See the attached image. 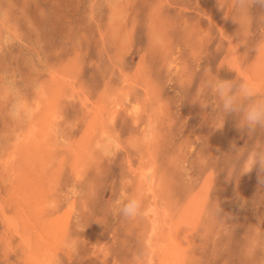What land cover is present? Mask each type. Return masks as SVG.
<instances>
[{
	"label": "rangeland",
	"instance_id": "1",
	"mask_svg": "<svg viewBox=\"0 0 264 264\" xmlns=\"http://www.w3.org/2000/svg\"><path fill=\"white\" fill-rule=\"evenodd\" d=\"M93 1L94 0H0V157L3 151L7 150V146L3 144V142L5 143L8 140L4 138L6 132L11 136L14 134L15 128L13 126H15V124L13 123H17L16 121L18 120L16 116L18 117L20 115L19 118L21 117V119L24 120L26 117H29L24 111H19L18 105L20 106L24 99L26 103H32L31 101L35 99L38 85L50 79L49 72L51 68H56L61 71L64 68H71L74 72L76 71L74 76L77 80V86L85 90L93 100L97 99L95 95L96 92L98 96L103 94L106 98L115 95V91L118 92V89H122L121 85L124 74L130 77L136 75V80H134V82L138 81L133 84L135 86L134 88L133 85L126 86L128 90L131 88L129 90L131 91V99H135L136 97L138 99H143V88L149 83L148 79H151L150 83L154 80L160 95H162L166 101L169 99V110L171 109L170 111H166L168 112L166 114L168 117L160 121L162 124L161 127L163 126L166 131V133H164L166 138L158 152L160 170H166V179L171 185V192L169 193L171 197H168V199L173 201V208L179 210L183 203H185L187 197L186 190L192 185L195 188L203 190V193L208 195V207L212 208V212L208 216L209 221L204 220L202 223V225L205 224V232L203 231L199 235V238L204 234L203 238H197V234V237L192 241L195 247L192 251L194 253H191L192 256L189 259V263L222 264L224 262L223 264H242L239 236L249 224H256L258 217L264 215V186L259 183L258 170L255 167L250 172L240 175L239 178L235 175L229 177V175H231L230 164L225 152L230 150V144L232 142H235L237 145H243L244 142L248 140V137L246 133H242L236 128L235 120L231 116L225 118L224 125L221 127L222 129H213L210 127V120L214 116L213 110L210 108L211 106L201 108L199 107V103L196 102L202 99V97L212 100L210 95L201 90L202 80L205 78L207 70L210 69L212 72L226 78L234 76V73H232L228 67L225 59L228 53L226 37L231 36L230 38L239 41V44H241L239 47L242 48L240 51L243 53L241 57V59L243 58L242 64L244 67L248 66L255 53V47L261 39H264V23H261V13L259 9L254 6L248 13V17L241 19L237 23L231 18L232 10L228 7L231 0H223L225 9L221 8L219 4H216L217 0H125L126 2L120 0L121 3L119 0H115V2L113 0ZM168 2L169 4H167ZM113 4H116V8L118 5L119 15L114 14L115 10H118V8H115L114 12L110 11L112 10L111 8L114 9L115 7ZM157 4L161 8L160 12L162 14L159 12V15H155L152 12L154 6ZM179 5L180 7H178ZM208 9H210V12ZM207 11L210 15L206 14ZM164 12L166 14H164ZM8 16H11V18H8ZM28 22L29 25H27ZM153 22H157L156 24L161 26L160 29L164 33L162 36L167 43L164 48H161V43L159 44L158 41L156 43L154 40L151 30L153 29ZM30 24L31 27H29ZM221 25L222 29L220 30L218 28H221ZM187 31L192 33L187 34ZM198 33H202L201 39H199ZM184 34L189 36L187 37ZM28 41L30 43H28ZM179 43L182 44L180 45ZM160 48L164 53L161 52ZM36 53L38 54L36 55ZM169 58L176 66L173 64L171 66L166 64ZM147 64H150L149 67ZM31 67L32 69L34 68V71L31 70ZM138 67H141L140 71H138ZM180 67H183V69ZM147 71L151 74L147 73ZM4 72H6V74H4ZM18 72L20 73L18 74ZM175 72L177 74H175ZM130 73L132 74L130 75ZM183 83L184 85H182ZM24 88H27L25 89L27 91L23 90ZM64 90H66V93H64L65 96L59 95L57 103V109L60 114L59 120L62 122L60 123L59 120L57 121L56 130L58 129V132L56 133L58 135H56V139H54L53 146L56 148L57 154L66 156V158L63 159L66 165L64 163L62 166V173L60 169V175H58V179L55 182L56 186L54 187L53 184L52 186L54 189L52 188L50 191L51 196H49V198L52 200L51 205L54 206V210H45V213L42 214L41 220H39L37 224L38 228L41 225L45 227L47 223L43 220L50 218L54 220L58 215L62 216L63 219L67 221L66 225L68 229L64 243L62 245L59 244L56 255L58 259H53L52 264H67L68 262V264H140L138 258L147 255L145 251L147 248L144 244L146 241V229L148 227L145 220L140 218L141 216L135 218V220L127 219L115 212L110 205L117 198H122L136 189V177L134 176L135 174L129 170V166L125 161L126 154L124 153H128L129 151L132 156L131 158H133V163L135 165L138 164L140 159V157H138L139 155H137L139 154L138 150V153L135 155L136 149H134V147L129 149L127 145L129 139L133 135L131 133L140 134L138 130H141L142 127L145 126L146 116L144 115L141 119H137V123V121L134 122L133 116L126 115L125 109L120 110L116 123L114 124V127L116 126L114 129L117 134L119 131L121 132L119 133L120 135H118L121 137V140L124 139L122 143L125 142L123 144H126L124 146L126 152H124L125 149H119L115 150L112 154L108 153L102 156V153H100L102 149L98 146L93 157L89 156L87 158L86 164H89V167L86 165V168H84L80 174H76L70 169L71 166L70 163H68V161L71 160L68 159L70 154H67L64 148L65 145L68 146V144L71 143H78L82 135L81 131L83 132L86 129L90 122L89 117L91 115L87 112V107L85 108L82 106L84 109L81 107L82 103L77 100L78 98L70 94L67 88ZM28 96L32 99L28 98ZM119 96L122 97L121 94ZM13 100L16 106L13 105ZM16 101L18 103H16ZM61 104H63L62 106L65 110H63ZM195 105L198 106L199 109ZM110 108L109 105V109ZM174 110L176 113H174ZM83 111L88 113V115L86 116ZM122 111L125 112L122 113ZM201 112V117L203 119L199 116ZM8 114L11 118H9L10 116ZM25 114L28 116H25ZM78 115L83 116L79 118ZM75 116L76 118H74ZM205 118L207 120H205ZM10 119L11 122H14L8 125L7 122ZM85 121L87 122L86 124ZM63 122L65 123L63 124ZM23 123L21 124L23 125ZM74 125L75 128L73 127ZM187 126L188 129H186ZM17 127H19V125ZM17 127L16 129H18ZM168 128L171 132L166 130ZM127 129L130 130L129 133ZM206 131L208 133H206ZM129 134L131 135L129 136ZM261 135L262 133L258 131L257 136L259 137ZM191 137H194L196 140ZM127 138L129 139L127 140ZM183 140L191 141L192 143L190 144H192V149H189L188 145H186ZM174 142L177 144L179 143L178 145L180 147L182 146L181 148H185V150L183 149V156L180 154L181 158L175 163L170 157L177 148ZM104 155H106V157ZM136 157L137 159L135 160ZM67 159L68 161L66 162ZM1 169L0 167V170ZM65 170L66 172H64ZM210 172H213V174ZM3 174L5 173H1L0 171V182L3 184L0 183L1 199L6 198L7 193L5 192L10 186L8 185L6 176ZM120 178L121 180H119ZM57 185L60 186L57 187ZM71 188L73 191H71ZM2 190L3 193H1ZM54 195L57 198L54 197ZM65 200L68 202H65ZM64 202L68 204L65 205ZM143 202V204H145V201ZM77 203L80 205H77ZM8 204L10 203H7V205ZM81 205H83V207ZM217 205L221 210L220 216H216L213 213V208ZM64 208L66 209L64 210ZM81 209L83 211H81ZM10 212L11 211H9V214ZM1 219L2 215L0 214V264H30L26 260V255L24 254L23 256L22 251L18 247L21 236L16 235L15 238V234H8L7 225ZM233 225H238L236 232H230ZM261 226L264 227L263 225ZM37 227L34 228L37 229ZM3 239L11 242L12 249L8 252V255L4 253L5 247L3 245L6 244H4L5 242ZM1 240H3V243H1ZM66 241H71V245L66 246ZM201 241H204L205 245L204 242L202 243ZM101 243L103 245H101ZM13 245L17 246L14 247ZM199 246L200 248H198ZM203 247L204 250H202Z\"/></svg>",
	"mask_w": 264,
	"mask_h": 264
},
{
	"label": "bare ground",
	"instance_id": "2",
	"mask_svg": "<svg viewBox=\"0 0 264 264\" xmlns=\"http://www.w3.org/2000/svg\"><path fill=\"white\" fill-rule=\"evenodd\" d=\"M95 1V0H94ZM93 1V2H94ZM115 2V0H113ZM125 1V0H124ZM155 1V0H154ZM198 1V0H197ZM120 2V0H119ZM118 2V3H119ZM126 2V1H125ZM215 2V1H214ZM9 3V2H8ZM121 3V2H120ZM169 4V2L167 3ZM206 4V3H205ZM215 4V3H214ZM218 4V3H216ZM7 5V4H6ZM114 9L111 8L113 11L116 8V4ZM121 5V4H120ZM181 5V4H180ZM180 5L178 7H180ZM207 5V4H206ZM212 5V4H211ZM8 6V5H7ZM112 6V5H111ZM164 6V5H163ZM177 6V4H176ZM182 6V5H181ZM198 6V5H197ZM213 6V5H212ZM211 6V7H212ZM219 6V5H217ZM12 7V6H11ZM187 7V5H186ZM118 10H115L114 14H118L119 7L117 5ZM116 8V9H117ZM121 8V7H120ZM125 8V6H124ZM167 8V7H166ZM188 8V7H187ZM122 9V8H121ZM161 8L157 4L154 6L153 14L159 15V12ZM191 9V8H190ZM204 9V8H203ZM175 10V9H174ZM184 10V9H183ZM187 10V9H186ZM189 10V9H188ZM210 12V9H208ZM230 10V9H229ZM206 11V10H205ZM123 12V11H120ZM212 12V11H211ZM161 13V12H160ZM202 13V12H200ZM205 13V12H204ZM226 13V12H225ZM8 14V13H7ZM113 14V15H114ZM121 14V13H120ZM123 14V13H122ZM149 14V13H147ZM162 14V13H161ZM164 14H166L164 12ZM208 14V11L206 12ZM119 15V14H118ZM152 15V14H151ZM176 15V14H175ZM185 15V14H184ZM210 15V14H208ZM117 16V15H116ZM122 16V15H121ZM124 16V15H123ZM186 16V15H185ZM188 16V15H187ZM192 16V15H191ZM225 16V15H224ZM11 18V16H8V18ZM20 17V16H19ZM113 17V16H112ZM125 17V16H124ZM171 17V16H170ZM180 17V16H179ZM184 17V16H183ZM182 17V18H183ZM248 17V16H247ZM7 18V20H8ZM114 18V17H113ZM150 18V17H149ZM178 18V17H177ZM176 18V19H177ZM187 18V17H185ZM210 18V17H209ZM215 18V17H214ZM3 19V18H2ZM27 19V18H26ZM157 19V18H156ZM174 19V18H173ZM179 19V18H178ZM188 19V18H187ZM191 19V18H190ZM189 19V20H190ZM216 19V18H215ZM133 20V19H132ZM168 20V19H167ZM171 20V19H170ZM221 20V19H220ZM151 21V20H150ZM169 21V20H168ZM175 21V20H174ZM182 21V20H181ZM213 21V20H212ZM224 21V20H223ZM159 22V21H158ZM187 22V21H185ZM208 22V21H206ZM227 22V21H225ZM224 22V23H225ZM4 23V22H3ZM152 23V22H151ZM154 23V22H153ZM157 23V22H156ZM152 24L153 29V37L154 40L158 41V43L161 45V48H164L166 46V42L162 35H164L163 31H161L158 24ZM169 23V22H168ZM178 23V22H177ZM183 23V22H182ZM199 23V22H198ZM197 23V24H198ZM162 24V23H161ZM170 24V23H169ZM196 24V25H197ZM205 24V23H204ZM209 24V23H207ZM214 24V23H213ZM5 25V23H4ZM8 25V24H7ZM10 25V24H9ZM23 25V24H22ZM29 25V22L27 23ZM199 25V24H198ZM164 26V25H162ZM185 26V25H184ZM190 26V25H189ZM215 26V25H214ZM235 26V25H233ZM31 27V24L30 26ZM28 27V28H29ZM149 27V26H147ZM192 27V26H191ZM197 27V26H196ZM199 27V26H198ZM13 28V27H12ZM11 28V29H12ZM200 28V27H199ZM205 28V27H204ZM240 28V27H239ZM32 29V28H31ZM36 29V28H35ZM148 29V28H147ZM173 29V27H172ZM191 29V28H190ZM189 29V30H190ZM222 29V25L221 28ZM242 29V28H241ZM8 30V29H7ZM175 30V28H174ZM181 30V29H179ZM188 30V31H189ZM192 30V29H191ZM228 30V29H227ZM11 31V30H9ZM19 31V30H18ZM187 31V32H188ZM196 31V30H195ZM21 32V30H20ZM103 32V31H102ZM198 32V31H197ZM229 32V31H228ZM23 33V32H22ZM99 33V32H98ZM192 32H188L187 34H190ZM194 33V29H193ZM11 34V32H10ZM168 34V33H167ZM202 34V33H201ZM200 33H198L199 39L202 38ZM242 34V33H241ZM185 35V34H184ZM205 35V34H204ZM210 35V34H209ZM223 35V34H222ZM149 36V35H148ZM169 36V35H168ZM187 36V35H185ZM189 36V35H188ZM187 36V37H188ZM191 36V35H190ZM243 36V35H242ZM114 37V36H113ZM166 37V36H165ZM182 37V36H181ZM231 37V36H230ZM226 37V43H227V55L225 56V59L235 51V54L241 59L243 56L242 52L240 51L239 41ZM30 38V37H29ZM186 38V37H185ZM192 38V37H191ZM197 38V37H196ZM224 38V37H223ZM113 39V38H112ZM170 39V38H169ZM173 39V37H172ZM180 39V38H179ZM220 39V37H219ZM152 40V39H151ZM186 40V39H185ZM192 40V39H191ZM194 40V39H193ZM205 40V38H204ZM221 40V39H220ZM260 40V39H259ZM22 42L21 40H19ZM150 41V40H149ZM153 41V40H152ZM173 41V40H172ZM170 41V42H172ZM208 41V40H207ZM19 42V43H20ZM209 42V41H208ZM17 43V42H16ZM28 43H30L28 41ZM154 43V42H153ZM190 43V42H189ZM196 43V42H194ZM259 43V42H258ZM36 44V43H35ZM102 44V43H101ZM104 44V43H103ZM180 44V43H179ZM182 44V43H181ZM180 44V45H181ZM201 44V43H200ZM207 44V43H205ZM24 45V44H23ZM31 45V44H30ZM173 45V43H172ZM194 45V44H193ZM198 45V44H196ZM208 45V44H207ZM22 46V44H21ZM32 46V45H31ZM156 46V45H155ZM158 46V45H157ZM195 46V45H194ZM5 47V46H4ZM25 47V45H24ZM27 47V46H26ZM124 47V46H123ZM159 47V46H158ZM173 47V46H172ZM176 47V46H175ZM102 48V47H101ZM160 48L161 52L162 49ZM166 48V47H165ZM168 48V47H167ZM205 48V47H204ZM33 49V48H32ZM150 49V48H149ZM170 49V48H169ZM98 50V49H97ZM178 50V49H177ZM176 50V51H177ZM196 51V49L194 48ZM200 50V49H199ZM26 51V49H25ZM64 51V50H63ZM218 51V50H217ZM28 52V51H27ZM122 52V51H121ZM119 52V53H121ZM171 52V51H170ZM179 52V51H178ZM190 52V51H189ZM35 53V52H34ZM67 53V52H66ZM152 53V52H151ZM154 53V52H153ZM161 53V54H162ZM218 53V52H217ZM28 54V53H27ZM38 53H36L37 55ZM149 54V53H148ZM166 54V53H165ZM219 54V53H218ZM47 55V54H46ZM107 55V54H106ZM119 55V54H118ZM191 55V54H189ZM205 55V54H204ZM207 55V53H206ZM34 56V55H32ZM108 56V55H107ZM149 56V55H148ZM159 56V55H158ZM162 56V55H161ZM26 57V56H25ZM144 57V56H143ZM142 57V58H143ZM146 57V56H145ZM186 57V56H185ZM35 58V57H34ZM161 58V57H160ZM36 59V58H35ZM40 59V58H39ZM114 59V58H113ZM145 59V58H144ZM147 59V58H146ZM163 59V57H162ZM187 59V58H186ZM193 59V58H192ZM167 60V58H166ZM169 61L166 63L167 65L171 66L172 64L175 65L174 62L171 61V59H168ZM219 60V59H218ZM221 60V58H220ZM45 61V60H44ZM110 61V60H109ZM182 61V59H181ZM196 61V60H195ZM201 61V60H200ZM222 61V60H221ZM225 61V60H224ZM15 62V61H14ZM177 62V58H176ZM185 62V61H184ZM198 62V61H197ZM49 63V62H48ZM65 63V62H64ZM140 63V62H139ZM187 63V62H186ZM219 63V62H218ZM217 63V65H218ZM50 64V63H49ZM63 64V63H62ZM76 64V63H75ZM146 64V62H145ZM188 64V63H187ZM197 64V63H196ZM148 65V64H147ZM150 65V64H149ZM148 65V67H149ZM185 65V64H184ZM210 65V64H209ZM21 66V65H20ZM32 66V65H31ZM176 66V65H175ZM47 67V65H46ZM168 67V66H167ZM189 67V66H188ZM203 67V66H202ZM218 67V66H217ZM226 67V66H225ZM174 68V67H173ZM183 69V67H180ZM205 68V67H204ZM16 69V68H15ZM34 69V68H33ZM31 67V70H33ZM136 69V68H135ZM166 69V68H165ZM245 71L254 75V76H261L264 75V61L256 57V52L254 53L253 57L251 58L250 63L247 67H244ZM119 70V69H117ZM141 70V67H138V71ZM153 70V69H152ZM150 70V71H152ZM155 70V68H154ZM168 70V69H166ZM172 70V69H171ZM185 70V66H184ZM196 70V69H194ZM205 70V69H204ZM29 71V70H28ZM34 71V70H33ZM174 71V70H173ZM73 74H72V73ZM154 72V71H152ZM166 72V71H165ZM177 72V71H176ZM175 72V74H177ZM179 72V71H178ZM189 72V71H188ZM15 73V72H14ZM20 72H18L19 74ZM50 79L41 84L38 85V90L36 92L35 99H32L28 96V98H31L33 101L32 103H26L25 99L22 102L21 105L18 108L19 111H24V113H27L29 117H26V119H21L19 116L16 118L18 119L15 123L11 122V119L8 120V125L11 123L15 124L13 126L15 128L14 134L8 135L6 132V135L4 138H7L5 143L3 142L4 146H7V150L3 151L0 157V167L2 168L0 171L1 173H5L3 175L6 176V179L8 180V190L5 192L7 193L5 199L0 198V214L2 215V219L6 225H7V231L8 234H15L21 236V240L19 242L18 247L24 254L26 255V260L30 264H52L53 259L57 260V252L59 244L62 245L64 243L66 234H67V221L63 219L62 216H59L57 218H54V220L45 219L43 220L47 224H45V227H42L41 225L39 228L37 227V224L39 223V220H41L42 214L46 211H52L54 210V206L52 204V200L49 198L51 196V190L56 186L55 182L58 179V175L60 172V169L62 170V166L65 163L66 156H61L60 154H57L56 148L53 146V142L56 139V135H58L56 132V124L57 121L60 118L59 111L57 109L58 106V99L59 95H64L66 93L65 88L69 91L70 94L78 98L82 104L81 107H87V112L91 115H89V123L86 127V129L82 132L81 130V136L78 141V143L74 144H68V146L65 145V152L67 154H70V157L68 159H71L68 161L70 163V166L74 173L80 174L81 171L86 168V165L89 167V164H86L87 158L89 156L93 157L95 154V151L97 147L99 146L102 150L100 153L103 156V154H112L115 150H121L125 149L124 152H126L125 145L122 143V140L119 137V135L115 131L114 124L116 123V119L118 116V112L120 110L125 109L126 115H130L134 117V122L137 121V119H141L144 115L146 116L145 120V126L142 127L141 130H138L140 134H133L132 137L129 139L127 138L129 149L131 147L136 149V153L139 152L138 157H140L138 164L133 163V158H131V154H126V163L129 166V170L134 173L136 177V188H142L144 190V199L145 204H143L144 208V214L141 215L140 218L145 220L147 224L146 229V241L145 246L147 250V255L141 256L142 258H138L140 264H191L189 263V259L192 256L194 252H192L194 249V239L197 237L196 235H199L204 231L205 224L202 225V223L205 221H209L208 216L212 212L211 209L208 207L207 197L208 195L206 193H203V190H200L198 188H195L194 186L190 185L186 190V200L185 203L180 207L179 210H175L172 205V200L168 199L171 192V185L166 179L167 173L166 170L162 171L160 170L159 163H158V152L160 150V146L164 142L166 136H164V133H166L164 127H161L160 121H163L164 118H167L166 115L169 110V99L167 101L165 98H163L162 95H160V92L158 90L156 82L154 80L150 83V80L148 79L149 83L144 86L143 88V99H138L137 97H133L135 99H131V91L126 88V86H132L136 80L135 76H128L126 74L123 75L122 78V89H118V92L115 91V95L109 96L106 98L103 94L98 96L96 92V98L95 100L91 99L90 95L85 92V90L81 89L79 86H77V80L75 79L74 72L71 68H64L62 71L56 68H51L50 70ZM147 73H149L147 71ZM174 73V72H173ZM185 73V72H184ZM215 73V72H214ZM6 74V72H4ZM17 74V75H18ZM48 74V73H47ZM132 73H130L131 75ZM141 74V73H139ZM137 74V75H139ZM151 74V73H149ZM190 74V73H189ZM202 74V73H201ZM23 75V74H22ZM187 75V73H186ZM145 76V75H144ZM151 76V75H150ZM153 76V75H152ZM156 76V74H155ZM205 76V75H204ZM13 77V74H12ZM17 77V76H16ZM140 77V76H139ZM154 77V76H153ZM168 77V76H167ZM170 77V76H169ZM181 77V76H180ZM1 78V77H0ZM8 78V77H7ZM10 78V77H9ZM19 78V77H18ZM77 78V77H76ZM147 78V77H146ZM145 78V79H146ZM174 78V77H173ZM172 78V79H173ZM14 79V78H13ZM17 79V78H15ZM41 79V78H39ZM155 79V77H154ZM186 79V78H185ZM189 79V78H188ZM21 80V79H20ZM141 80V79H139ZM204 80V79H203ZM202 80V81H203ZM16 81V80H15ZM38 81V80H37ZM147 81V80H146ZM156 81V80H155ZM177 81V80H175ZM19 82V80H18ZM1 83V82H0ZM39 83V82H37ZM147 83V82H145ZM188 83V82H187ZM6 84V83H5ZM22 84V83H21ZM24 84V83H23ZM22 84V85H23ZM32 84V83H31ZM79 84V82H78ZM139 84V83H138ZM171 84V83H170ZM173 84V83H172ZM179 84V83H178ZM186 84V83H185ZM7 85V84H6ZM25 85V84H24ZM142 85V84H141ZM184 85V83L182 84ZM2 86V85H1ZM8 86V85H7ZM21 86V85H20ZM159 86V84H158ZM189 86V85H188ZM6 87V86H5ZM15 87V86H14ZM30 87V86H29ZM135 86L133 85V88ZM139 87V85H138ZM136 87V88H138ZM161 87V86H160ZM185 87V86H184ZM7 88V87H6ZM20 88V87H19ZM28 88V87H27ZM24 88L23 90L27 89ZM11 89V87H10ZM14 89V88H13ZM30 89V88H29ZM28 89V90H29ZM36 89V88H35ZM126 89V90H125ZM3 90V89H2ZM34 90V89H33ZM89 90V89H88ZM136 90V89H135ZM11 91V90H10ZM27 91V90H25ZM187 91V90H186ZM7 92V89H6ZM23 92V91H22ZM30 92V91H29ZM120 92V93H119ZM10 93V92H9ZM34 93V91H33ZM139 93V92H138ZM197 93V92H196ZM13 94V93H11ZM26 94V93H24ZM122 95L119 96V95ZM200 94V93H199ZM8 95V94H7ZM16 95V94H14ZM19 95V94H18ZM21 95V94H20ZM30 95V94H29ZM68 95V94H67ZM71 95V96H72ZM142 95V94H141ZM5 96V95H3ZM27 96V95H25ZM65 96V95H64ZM68 96V97H71ZM78 96V97H77ZM12 97V96H11ZM18 97V96H17ZM93 97V96H92ZM21 98V97H20ZM27 98V97H26ZM27 98V99H28ZM66 98V97H65ZM73 98V97H71ZM203 98V97H202ZM14 99V98H13ZM23 99V98H22ZM21 99V100H22ZM62 99V98H61ZM69 99V98H68ZM196 99V98H195ZM198 99V98H197ZM200 99V98H199ZM16 100V99H15ZM70 100V99H69ZM73 100V99H72ZM211 100V99H210ZM30 101V100H29ZM191 101V100H190ZM198 101V100H197ZM13 100V105L14 104ZM66 102V101H65ZM196 102V101H195ZM16 103H18L16 101ZM174 103V102H173ZM181 103V102H180ZM198 103V102H196ZM76 104V103H75ZM172 104V103H171ZM63 104H61L62 106ZM67 105V104H66ZM110 105V109H109ZM194 105V103H193ZM198 105V104H197ZM1 106V105H0ZM60 106V104H59ZM196 106V105H195ZM63 107V106H62ZM82 107V108H83ZM181 107V106H180ZM198 108V106H196ZM200 107V106H199ZM12 108V107H11ZM66 108V107H65ZM211 108V107H210ZM7 109V108H6ZM84 109V108H83ZM173 109V108H172ZM175 109V108H174ZM187 109V108H186ZM199 109V108H198ZM197 109V110H198ZM9 110V109H8ZM12 110V109H11ZM63 110L64 107H63ZM62 110V111H63ZM82 110V109H81ZM80 110V111H81ZM204 110V109H202ZM76 111V110H75ZM78 111V110H77ZM125 111H122L125 112ZM191 111V110H190ZM208 111V110H207ZM14 112V109H13ZM61 112V111H60ZM67 112V111H66ZM65 112V113H66ZM84 112V111H83ZM64 113V114H65ZM85 113V112H84ZM88 113H85L86 116ZM174 113L175 110H174ZM189 113V112H188ZM13 114V113H11ZM25 114V116L27 115ZM73 114V112H72ZM205 114V113H204ZM9 115V114H8ZM16 115V114H15ZM14 115V116H15ZM27 115V116H28ZM169 115V114H168ZM199 115V113H198ZM197 115V116H198ZM201 114L199 115L201 117ZM207 115V113H206ZM211 115V114H209ZM10 116V115H9ZM8 116V117H9ZM79 116V115H78ZM83 116V115H82ZM82 116H79L82 117ZM121 116V115H120ZM170 116V115H169ZM185 116V114H184ZM196 116V115H195ZM198 116V118H199ZM23 117V116H22ZM85 117V116H84ZM209 117V116H207ZM212 117V116H211ZM210 117V118H211ZM11 118V116L9 117ZM25 118V117H23ZM63 118V117H61ZM76 118V116L74 117ZM78 118V120H79ZM202 118V117H201ZM65 119V118H63ZM133 119V118H132ZM203 119V118H202ZM209 119V118H208ZM84 120V119H83ZM131 120V119H130ZM187 120V119H186ZM185 120L186 124L187 121ZM197 120V119H196ZM205 120H207L205 118ZM10 121V122H9ZM60 121V120H59ZM74 121V120H73ZM143 121V120H140ZM172 121V120H171ZM6 122V121H5ZM24 122V123H23ZM62 121H60L61 123ZM76 122V121H75ZM121 122V121H120ZM23 123V125L21 124ZM59 123V122H58ZM65 122H63L64 124ZM72 123V122H71ZM74 123V122H73ZM87 122L85 121V124ZM133 123V122H132ZM131 123V124H132ZM138 123V121H137ZM144 123V122H143ZM193 123V122H192ZM209 123V122H208ZM17 124V125H16ZM136 124V123H135ZM165 124V123H164ZM194 124V123H193ZM19 125V127H17ZM62 125V124H61ZM69 125V124H68ZM73 125V124H71ZM84 125V124H83ZM117 125V124H116ZM144 125V124H143ZM192 125V124H191ZM224 125V124H223ZM7 126V125H6ZM65 126V125H64ZM81 126V125H80ZM79 126V127H80ZM138 126V125H137ZM185 126V125H184ZM197 126V125H196ZM9 127V126H8ZM12 127V128H13ZM16 127L18 129H16ZM75 128V125L73 126ZM122 127V126H121ZM120 127V128H121ZM127 127V126H126ZM135 127V126H134ZM170 127V125H169ZM180 127V126H178ZM225 127V126H224ZM11 128V127H10ZM62 128V127H61ZM128 128V127H127ZM182 128V127H181ZM77 129V128H76ZM82 129V128H81ZM129 129V128H128ZM127 129V130H128ZM135 129V128H134ZM140 129V128H138ZM188 129V126L187 128ZM194 129V128H193ZM222 129V128H221ZM220 129V130H221ZM10 130V129H9ZM14 130V129H12ZM63 130V129H62ZM117 130V128H116ZM167 131H170L169 128L166 129ZM198 130V129H197ZM206 130V129H205ZM64 131V130H63ZM67 131V130H66ZM77 131V130H76ZM75 131V132H76ZM118 131V130H117ZM73 132V131H72ZM126 132V131H125ZM130 130H128V133ZM136 132V131H134ZM138 132V133H139ZM171 132V131H170ZM203 132V131H202ZM80 133V132H79ZM127 133V135H128ZM206 133H208L206 131ZM69 134V133H68ZM129 134V136L131 135ZM169 134V133H168ZM186 134V133H185ZM192 134V133H191ZM220 134V133H219ZM170 135V134H169ZM174 135V134H173ZM183 135V134H182ZM188 135V134H187ZM70 136V135H68ZM72 136V135H71ZM128 136V137H129ZM184 136V135H183ZM190 136V135H189ZM193 136V134H192ZM3 137V136H2ZM127 137V136H125ZM186 137V136H185ZM184 137V138H185ZM196 137V136H194ZM194 137H191L195 139ZM61 138V137H60ZM169 138V137H168ZM10 139V142H9ZM67 139V138H66ZM59 140V139H58ZM72 140V139H71ZM196 140V139H195ZM67 141V140H66ZM126 141V139H125ZM182 141V140H181ZM184 141V140H183ZM60 142V141H59ZM69 142V141H68ZM74 142V139H73ZM175 143V142H174ZM186 145H188L189 149H192V143L191 141H184ZM56 144V143H54ZM61 144V143H60ZM63 144V143H62ZM167 144V143H166ZM179 144V143H178ZM177 143L176 145V151H173V154L170 155L171 160L175 163L178 159L181 158V155L184 154L185 148H181ZM57 145V144H56ZM59 145V144H58ZM174 145V144H172ZM3 146V145H2ZM60 146V145H59ZM58 146V147H59ZM63 146V145H62ZM185 147V145H184ZM5 148V147H4ZM61 148V147H60ZM168 149V148H167ZM184 149V150H183ZM215 149V148H214ZM138 150V152H137ZM214 151V150H213ZM64 152V153H65ZM162 152V151H161ZM65 153V154H66ZM172 153V152H171ZM181 154V155H180ZM60 155V156H58ZM134 155V154H133ZM69 156V155H68ZM106 157V155H104ZM108 156V155H107ZM111 156V155H110ZM183 156V155H182ZM113 158V156H112ZM95 159V158H94ZM137 157L135 158V160ZM71 161V162H70ZM164 161V160H163ZM92 162V161H91ZM107 162V161H106ZM105 162V164H106ZM136 162V161H135ZM204 163V162H202ZM92 164V163H91ZM181 164V163H180ZM66 165V163H65ZM95 165V164H94ZM135 165V166H134ZM189 165V164H188ZM187 165V166H188ZM57 166V169H56ZM92 166V165H91ZM69 167V166H68ZM96 167V166H95ZM202 167V166H201ZM124 168V166H123ZM206 168V167H205ZM208 168V167H207ZM90 169V168H89ZM121 169V168H120ZM211 169V168H210ZM96 170V169H95ZM229 170V169H228ZM198 171V170H197ZM207 171V169H206ZM63 170L61 171V173ZM66 172V170L64 171ZM68 172V171H67ZM127 172V169H126ZM231 172V171H230ZM199 173V172H198ZM213 174V172H210ZM129 174V172H128ZM211 174V175H212ZM65 175V174H64ZM123 175V174H122ZM4 176V177H5ZM66 176V175H65ZM68 176V175H67ZM95 176V175H94ZM210 176V175H209ZM3 177V176H2ZM121 177V176H120ZM128 177V176H127ZM125 177V178H127ZM130 177V176H129ZM208 177V176H207ZM134 178V177H133ZM252 178V177H251ZM2 179V178H1ZM65 179V178H64ZM71 179V177H70ZM82 179V178H81ZM254 179V178H253ZM73 180V179H72ZM121 180V178L119 179ZM127 180V179H126ZM82 181V180H81ZM131 181V180H130ZM134 181V179H133ZM211 182V181H210ZM1 183V182H0ZM5 183V182H4ZM134 183V182H133ZM2 184V183H1ZM6 184V183H5ZM58 184V183H57ZM61 184V182H60ZM63 184V183H62ZM132 184V183H131ZM3 185V184H2ZM7 185V184H6ZM126 185V183H125ZM130 185V184H129ZM134 185V184H133ZM60 186V185H59ZM57 185V187H59ZM64 186V185H63ZM80 186V185H78ZM83 186V185H82ZM134 186V188H135ZM2 187V186H1ZM84 187V186H83ZM256 187V186H255ZM65 188V187H64ZM69 188V186H68ZM124 188V186H123ZM122 188V189H123ZM201 188V186H200ZM257 188V187H256ZM259 188V187H258ZM3 189V188H2ZM54 189V188H53ZM61 189V188H60ZM59 189V191H60ZM72 189V188H71ZM4 190V189H3ZM3 190L1 193H3ZM126 190V189H125ZM132 190V189H130ZM56 191V190H55ZM58 191V190H57ZM58 191V192H59ZM64 191V190H63ZM67 191V190H66ZM73 191V189L71 190ZM96 191V190H94ZM133 191V190H132ZM65 193V192H64ZM127 193V190H126ZM57 194V192H56ZM70 194V193H69ZM62 195V194H61ZM123 195V194H122ZM185 195V194H184ZM58 196V195H57ZM65 196V195H64ZM237 196V195H236ZM54 197H56L54 195ZM60 197V196H58ZM95 197V196H94ZM173 197V196H172ZM57 198V197H56ZM55 198V199H56ZM66 198V197H65ZM73 198V197H72ZM75 199V198H74ZM70 200V199H69ZM73 200V199H72ZM71 200V201H72ZM67 200H65L66 202ZM64 202V203H65ZM68 202V201H67ZM7 203H10L7 205ZM144 203V202H143ZM68 203H65V205ZM74 204V203H73ZM72 204V205H73ZM7 205V206H6ZM77 205H80L77 203ZM70 206V205H69ZM83 207V205H81ZM66 207V206H65ZM9 208V209H7ZM67 208V207H66ZM64 208V210L66 209ZM178 208V207H177ZM68 209V208H67ZM83 209V208H82ZM81 209V211H83ZM71 210V209H70ZM77 210V208H76ZM80 210V209H79ZM9 211L10 214H9ZM69 211V209H68ZM75 211V210H73ZM210 211V212H209ZM77 212V211H76ZM143 216V217H142ZM222 216V215H221ZM224 218V217H223ZM214 219V218H213ZM135 220V219H134ZM141 220V219H140ZM43 223V222H42ZM217 223V222H216ZM221 223V222H220ZM134 224V223H133ZM222 224V223H221ZM218 224V225H221ZM146 226V225H145ZM223 226V225H221ZM264 226V225H263ZM34 227H37L34 228ZM80 228V227H79ZM144 230V229H143ZM4 231V230H3ZM220 231V230H219ZM1 232V231H0ZM205 232V231H204ZM84 233V231H83ZM89 233V232H88ZM2 235V234H1ZM7 235V234H6ZM85 235V234H84ZM202 234V238H203ZM5 236V235H4ZM18 237V236H17ZM86 237V236H84ZM201 237L199 239H201ZM4 238V237H3ZM13 238V236H12ZM19 238V237H18ZM83 238V236H82ZM206 238V237H205ZM4 240V239H3ZM1 240V243H3ZM6 240V238H5ZM3 245L5 247V255H8V252L12 249L11 242L5 241ZM17 240V241H18ZM202 242V241H201ZM204 242V241H203ZM202 242V243H203ZM140 243V242H139ZM17 244V243H16ZM200 244V243H199ZM101 245H103L101 243ZM205 245V242H204ZM203 245V246H204ZM16 247L15 245H13ZM95 246V245H94ZM201 246V245H200ZM200 246L198 248H200ZM205 247V246H204ZM204 247L202 250H204ZM215 247V246H214ZM2 248V247H1ZM106 248V247H105ZM202 248V247H201ZM16 249V248H15ZM143 249V248H142ZM14 250V249H13ZM95 250V248H94ZM144 250V249H143ZM1 251V250H0ZM97 251V250H96ZM95 251V252H96ZM107 251V250H106ZM144 251V252H145ZM196 251V250H195ZM62 252V251H61ZM145 252V253H146ZM208 252V251H207ZM192 253V254H191ZM19 254V253H18ZM102 254V253H101ZM108 254V253H107ZM206 254V252H205ZM204 254V255H205ZM209 254V253H208ZM109 255V254H108ZM199 255V254H198ZM20 256V254H19ZM94 256V255H93ZM136 256V255H135ZM4 257V256H3ZM65 257V256H64ZM200 257V256H198ZM57 258V259H56ZM66 258V257H65ZM64 258V259H65ZM73 258V257H72ZM201 258V257H200ZM24 259V258H22ZM20 260V259H19ZM136 260V259H135ZM199 260V259H198ZM11 261V260H10ZM201 261V259H200ZM203 261V260H202ZM211 261V260H210ZM13 262V261H12ZM15 262V260H14ZM58 262V261H57ZM56 262V263H57ZM115 262V261H114ZM16 263V262H15ZM25 263V262H24ZM69 263V262H68ZM67 263V264H68ZM117 263V262H116ZM224 263V262H223ZM222 263V264H223ZM195 264V263H194ZM198 264V263H197Z\"/></svg>",
	"mask_w": 264,
	"mask_h": 264
},
{
	"label": "clouds",
	"instance_id": "3",
	"mask_svg": "<svg viewBox=\"0 0 264 264\" xmlns=\"http://www.w3.org/2000/svg\"><path fill=\"white\" fill-rule=\"evenodd\" d=\"M225 9L223 0H217ZM259 9L261 23H264V0H231L228 7L232 10L231 18L237 23L247 17L253 7ZM256 57L264 61V39L255 47ZM228 67L234 73L231 78L207 70L201 84L202 92L210 95L212 100H198L201 108L211 106L214 116L210 127L219 129L225 118L231 116L235 126L246 133L248 140L243 145L235 142L230 144V150L225 152L229 159L232 177L250 172L254 167L258 170L259 183L264 186V75L254 76L245 71L244 66L235 51L226 58ZM262 133L257 136V132ZM144 190L136 188L126 196L117 198L110 207L127 219H135L144 214ZM219 206L213 208V213L220 216ZM264 215L258 217L256 224H249L239 236L242 264H264ZM238 225H233L230 232H236ZM66 246L71 241H66Z\"/></svg>",
	"mask_w": 264,
	"mask_h": 264
}]
</instances>
